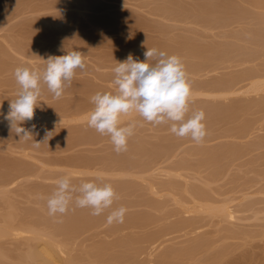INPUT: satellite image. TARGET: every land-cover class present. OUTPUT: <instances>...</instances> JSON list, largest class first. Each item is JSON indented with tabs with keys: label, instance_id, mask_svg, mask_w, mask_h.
<instances>
[{
	"label": "rangeland",
	"instance_id": "obj_1",
	"mask_svg": "<svg viewBox=\"0 0 264 264\" xmlns=\"http://www.w3.org/2000/svg\"><path fill=\"white\" fill-rule=\"evenodd\" d=\"M0 18V27L5 24L0 29V107L9 108L10 100L16 98L19 85L14 71L17 67L43 69L49 55H64L71 50L85 53L86 64L84 70H76L71 86L65 88L61 98L55 99L46 86H42L35 112H43L53 119L51 122L50 118L48 122H45L47 119L37 121V124L33 120L24 123V127L38 126L36 130L41 133L34 135L35 141L44 140L46 129L53 132L39 148L33 147L31 140H19L14 130L15 139H11V130L6 136L9 122L0 115V130L6 132L0 134V183L7 182L5 178L15 175L14 171L16 175L19 173L18 177H11L15 179L11 185H7L11 181L0 184V225L3 215L10 213L14 224L33 226L40 235H45L38 239L28 238V235L1 237L0 264H29L27 259L25 263H17L21 258L19 255L29 246L43 242L51 233L66 244L67 254L63 258L68 257L75 264H158L163 253L169 255L165 259L168 264H264L263 92L223 97L193 95L188 115L201 109L205 112L207 134L200 143L189 137L175 136L170 132V124L153 126L138 114L131 113L122 117L121 123L136 120L135 134L128 141L127 151L117 153L110 138L90 128L87 118L77 119L78 122L74 119V116L92 110L90 97L96 92L115 91L112 81L117 62L126 60L129 53L144 61L143 53L147 48L179 56L194 87L192 91L208 90L207 87L218 85V80L226 83L232 79L228 76L233 75L246 84L241 77L248 73L247 67L252 75L254 72L262 76L264 0H0ZM11 44L13 47L8 46ZM14 47H19L23 56ZM237 98L241 102L245 100L243 107ZM0 109L3 111L2 107ZM255 142L259 143L258 147ZM14 143L17 146H13ZM78 168L85 171L71 173ZM64 175L70 176L76 186L90 180L98 184L110 183L117 194L112 208L125 207L124 219L129 218V221L109 224L107 216L111 208L105 210L103 216H93L91 209L77 208L74 202L66 214L49 215L47 197L54 190L55 181ZM151 178L155 186L162 187V182H173L175 186L169 191L167 187L161 190L157 185L159 192L154 190L157 193H153L149 186ZM190 190H199L203 194L206 191L203 199L207 195L217 206L228 204L234 210V218L227 219L202 209L198 212L195 209H200V203L211 202L206 199V203L201 198L202 201L194 206ZM191 204L194 207L189 210ZM198 214L200 217H196ZM171 227L177 230L171 231ZM188 247L191 249L189 254L171 253Z\"/></svg>",
	"mask_w": 264,
	"mask_h": 264
},
{
	"label": "clouds",
	"instance_id": "obj_2",
	"mask_svg": "<svg viewBox=\"0 0 264 264\" xmlns=\"http://www.w3.org/2000/svg\"><path fill=\"white\" fill-rule=\"evenodd\" d=\"M143 55L144 61L129 53L126 60L117 62L113 69L115 91H98L90 97L93 108L88 113V126L108 136L117 153L127 151L128 141L135 134L136 120L121 123V118L131 113L153 126L170 124V132L175 136L189 137L200 143L207 134L205 112L201 109L188 115L192 88L182 59L157 48H147ZM44 62L43 69L25 66L15 69L19 90L16 98L10 100L7 114L0 113L19 140H31L35 148L53 136V132L45 130L44 140L35 141L34 135H39L36 125L22 126L34 119L42 86L59 99L65 88L71 86L76 70L86 68L85 53L79 50L49 55ZM55 185L46 201L49 215L66 214L74 202L77 208L91 209L93 216H100L111 208L107 223L123 222L127 209L123 206L112 208L117 194L110 183L98 184L90 180L76 186L70 176L64 175Z\"/></svg>",
	"mask_w": 264,
	"mask_h": 264
},
{
	"label": "bare ground",
	"instance_id": "obj_3",
	"mask_svg": "<svg viewBox=\"0 0 264 264\" xmlns=\"http://www.w3.org/2000/svg\"><path fill=\"white\" fill-rule=\"evenodd\" d=\"M244 1V0H243ZM249 3V2H248ZM252 3V2H251ZM257 4H258V1H257ZM260 4V3H259ZM249 5H250V3H249ZM251 6V5H250ZM254 8H256L255 6H254ZM110 18V17H109ZM115 18V17H114ZM1 19V18H0ZM111 20H112V18H110ZM2 20V19H1ZM111 20H109V21H111ZM115 20H116V18H115ZM113 21L114 20H112V23H113ZM118 21H122V20H118ZM2 23V22H1ZM5 23V22H4ZM208 24H210V22L208 23ZM212 24V23H211ZM217 24V23H216ZM1 25V24H0ZM4 25L5 24H3V27H0V29L1 28H4ZM208 28V27H207ZM2 30V29H1ZM256 33V32H255ZM2 35L0 34V37H1ZM215 36V35H214ZM259 36V35H258ZM4 38V37H3ZM4 40V39H3ZM243 41V40H242ZM257 41H259V40H257ZM4 42H6V41H4ZM248 42V41H247ZM246 42V43H247ZM8 43V42H7ZM6 43V44H7ZM256 43V42H255ZM257 45V44H256ZM260 45V44H259ZM9 47L10 46H12V44L11 45H8ZM15 46H18V45H16L15 44ZM13 47V46H12ZM261 47V46H260ZM15 48V47H14ZM216 49H217V47H215ZM15 49H17L16 51H18V49H19V47L17 48H15ZM11 50H13V49H11ZM220 50V49H219ZM223 50V49H222ZM20 51V50H19ZM18 51V52H19ZM64 51V50H63ZM224 52V51H223ZM19 53H21V52H19ZM18 54V53H17ZM20 55H22L23 56V54L21 53ZM214 55H216V54H214ZM40 57V56H39ZM42 57V56H41ZM40 57V58H41ZM214 57V56H213ZM217 57V56H216ZM28 58H30V57H28ZM36 58V57H35ZM219 58V57H218ZM218 58H216V59H218ZM222 58V57H221ZM225 58V57H224ZM17 59V58H16ZM17 60H19V59H17ZM21 60V59H20ZM88 60V59H87ZM255 60V59H254ZM215 61V60H214ZM19 62V61H18ZM215 63V62H214ZM217 63V62H216ZM242 63H245V62H242ZM263 63V62H262ZM210 64V63H209ZM192 65V64H191ZM239 65V64H238ZM244 65V64H243ZM242 65V66H243ZM257 65H258V63H257ZM264 65V64H263ZM193 66V65H192ZM250 66V65H249ZM187 67V66H186ZM217 67V66H216ZM237 67V66H236ZM35 68V67H34ZM211 68V67H210ZM258 68V67H257ZM39 69V68H38ZM42 69V68H41ZM188 69V68H187ZM213 69V68H212ZM243 69V68H242ZM247 69H248V73L246 74V76L244 75V77H241L242 78V82H245V80L247 81V83L246 84H244V83H240L241 81L238 79V78H234V75L233 76H228V77H230V79H231V77H232V79H235V80H228V82H226V83H224L223 81L221 82L220 80H218L219 81V84L217 85H215L214 84V86H209V87H207L208 88V90L207 89H200V90H198V91H192V97H193V95H194V97H195V95L197 94L198 96L199 95H205V96H208V97H215V96H227V95H235V94H237V93H242V92H252V93H257V92H263L264 93V73H263V75L262 76H259V73H256V74H258L257 76H255L254 77V75H256L254 72H253V75H252V73L251 72H249V68L247 67ZM191 70V69H190ZM190 70H188V71H190ZM197 70V69H196ZM214 70H216L215 68H214ZM231 70V69H230ZM244 70V69H243ZM245 70H246V67H245ZM251 70V69H250ZM253 70V69H252ZM251 70V71H252ZM257 70V69H256ZM261 70V69H260ZM235 71V70H234ZM247 71V70H246ZM255 71V70H254ZM264 71V70H263ZM192 72L193 71H191V74H192ZM196 72V71H195ZM258 72V71H257ZM194 73V72H193ZM225 73V72H224ZM223 73V74H224ZM79 74V73H78ZM262 74V73H261ZM260 74V75H261ZM194 75V74H193ZM197 75V74H196ZM227 75H229V74H227ZM226 75V76H227ZM222 76V75H221ZM224 76V75H223ZM254 77V78H256V79H252L251 77ZM226 79H227V77H225ZM224 78V79H225ZM251 78V79H250ZM236 79H238V80H236ZM247 79H249V80H247ZM217 80V79H216ZM198 81V80H197ZM249 81V82H248ZM113 82V81H112ZM196 82V81H195ZM72 83V82H71ZM218 83V82H217ZM221 83H223V84H221ZM109 84V83H108ZM110 85V84H109ZM193 85H194V83H193ZM198 85H200V84H198ZM104 86V85H103ZM113 86V85H112ZM195 87H196V85H194ZM201 86V85H200ZM70 87V86H69ZM198 87V86H197ZM196 87V88H197ZM110 88V87H109ZM191 88H194V87H192V85H191ZM201 88V87H200ZM67 89H69L68 87H67ZM112 89H114V88H112ZM198 89H199V87H198ZM114 92V91H113ZM242 95V94H241ZM245 95V94H244ZM260 95V94H259ZM262 96V95H261ZM260 97V96H259ZM249 98V97H248ZM263 98H264V95H263ZM4 99V98H3ZM14 99V98H13ZM260 99V98H259ZM229 100H231V99H229ZM238 100H240L239 98H237V101ZM243 100V99H242ZM249 100V99H248ZM250 100H252V99H250ZM8 101V100H7ZM228 101V100H227ZM234 101V100H233ZM261 101V100H260ZM1 102H2V100H1ZM4 103L6 102V99L3 101ZM236 102V101H235ZM240 102H241V100H240ZM242 102H245V100H243ZM241 102V104H242V107H243V103ZM62 103V102H61ZM206 103V102H205ZM217 103H219V104H221L220 102H217ZM238 103V102H237ZM236 103V104H237ZM261 103H263V102H261ZM53 104V103H52ZM224 104V103H223ZM230 104H233L232 102L230 103ZM255 104H257V103H255ZM260 104V103H259ZM264 104V103H263ZM263 104H261L262 106H263ZM6 105V104H5ZM51 105V104H50ZM58 106H59V104H57ZM56 105V106H57ZM63 105V104H62ZM234 105H235V103H234ZM238 105V104H237ZM261 105H257L258 107H260ZM46 106V108H47V106H48V104L47 105H45ZM65 106H66V104H65ZM89 106H90V104H89ZM227 106V105H226ZM252 106H253V103H252ZM256 106V105H255ZM256 106V107H257ZM2 108H3V111H2V113H4V111H7L8 112V110H9V108H6V107H4V105H2L1 106ZM0 107V108H1ZM8 107V106H7ZM63 107V106H62ZM67 107V106H66ZM92 107V106H91ZM218 107V106H217ZM65 108V107H64ZM63 108V109H64ZM212 108V107H211ZM232 109H233V107H231ZM230 108V109H231ZM5 109V110H4ZM37 109V108H36ZM63 109H59L60 111L61 110H63ZM85 109V108H84ZM228 109V108H227ZM257 109V108H256ZM41 110H43V109H41ZM45 110V109H44ZM58 110V109H57ZM72 110H73V108H72ZM72 110H71V112H72ZM80 110V109H79ZM257 110H259V108L257 109ZM50 111H52L51 109H50ZM49 111V112H50ZM64 111V110H63ZM68 110H66V112H67ZM75 111V110H74ZM85 111V110H84ZM264 111V110H263ZM37 112V111H36ZM35 112V113H36ZM45 112H47V110L45 111ZM55 112H56V110H55ZM62 112V111H61ZM69 112H70V109H69ZM77 112V111H76ZM90 112V111H89ZM258 112V111H257ZM48 113V112H47ZM53 113V112H52ZM52 113H50V114H52ZM58 113V112H57ZM60 113V112H59ZM64 113V112H63ZM73 113V112H72ZM86 113V114H85ZM262 113V112H261ZM5 114V113H4ZM7 114V113H6ZM55 114V113H54ZM62 114V113H61ZM84 115H82V113H80V115L82 116V117H80V115L78 116V115H76V116H74V119H81V120H84L83 118H87L88 117V110H87V112H84L83 113ZM57 115V114H56ZM60 115V114H59ZM49 115H43V112L40 114H38V113H36L35 114V116H34V119H33V121H35V123L38 121V122H42L43 120H46L45 122H48V120H49V118L50 117H48ZM52 116H54L53 114H52ZM66 116V115H65ZM65 116H62V118H65ZM68 116V115H67ZM55 117V116H54ZM57 117H61V116H57ZM77 117V118H76ZM56 118V117H55ZM54 118V119H55ZM61 118V119H62ZM69 118V117H68ZM53 119V118H52ZM52 119L50 118V122L52 121ZM66 119V118H65ZM70 119V118H69ZM73 118H71L70 120H74ZM67 120V119H66ZM76 120H74L75 122H76ZM4 121V120H3ZM55 121V123H56V119L54 120ZM59 121H61L60 119H59ZM65 121V120H64ZM63 121V122H64ZM73 121V122H74ZM256 121H257V118H256ZM255 121V122H256ZM5 122V121H4ZM29 122V121H28ZM37 122V123H38ZM68 122V121H67ZM71 122V121H70ZM69 122V123H70ZM77 122H78V120H77ZM82 122V121H81ZM252 122V121H251ZM260 122V121H259ZM36 123V124H37ZM9 124V123H8ZM7 124V125H8ZM68 124V123H67ZM249 124V123H248ZM253 124H255V123H253ZM257 124V123H256ZM28 125V124H27ZM27 125H25V126H27ZM30 125V124H29ZM2 126V125H1ZM0 126V127H1ZM23 127H24V124L22 125ZM37 126V125H36ZM42 126H43V124H42ZM76 126V125H75ZM250 126V125H249ZM253 126V125H252ZM38 127V126H37ZM37 127H36V129H37ZM40 127V126H39ZM246 127H247V125H246ZM257 127V126H256ZM2 128H4V127H2ZM1 128V129H2ZM42 128V127H41ZM41 128L39 129L40 131H41ZM68 128V127H67ZM74 128V127H73ZM89 128V127H88ZM243 128V127H242ZM258 128V127H257ZM257 128H256V130H257ZM4 129H6V128H4ZM45 129V128H44ZM250 129H252V128H250ZM255 129V128H254ZM3 130V129H2ZM2 130H0V132L2 131ZM8 131H7V135L6 136H8L9 134H8V132H10V128L9 129H7ZM38 130V129H37ZM36 130V131H37ZM47 130V129H46ZM48 130H49V128H48ZM78 130V129H77ZM255 130V131H256ZM260 131H261V129H260ZM2 132H5V130L4 131H2ZM2 132L0 133V134H2ZM38 132V131H37ZM52 132V131H51ZM76 132V131H75ZM249 132V131H248ZM251 132H252V130H251ZM250 132V133H251ZM254 132V131H253ZM6 133V132H5ZM5 133H3V134H5ZM13 133V131L11 132V134ZM15 133V132H14ZM12 134V138L11 139H15V137H14V135L15 134ZM38 133H41V132H38ZM79 134V133H78ZM82 134H83V132H82ZM89 134H91L90 132H89ZM88 134V135H89ZM259 134V133H258ZM261 134V133H260ZM41 135V134H40ZM16 137H19V136H17V135H15ZM90 136H92V134L90 135ZM248 136V135H247ZM3 137V136H2ZM77 137V136H76ZM81 137V136H80ZM84 138V137H83ZM87 139H90L89 137H86ZM5 139V138H4ZM38 139V138H37ZM86 139V141L88 142V140ZM262 139H263V137H262ZM2 140H3V138H2ZM10 140V139H9ZM79 140V139H78ZM6 141H8V139L6 138L5 139V142ZM15 141H17V140H15ZM14 141V142H15ZM19 141V140H18ZM26 142V141H25ZM12 143V142H11ZM258 143V142H257ZM256 142H255V144L254 145H256L257 144ZM264 144V143H263ZM9 145V144H8ZM13 146L15 145V143L14 144H12ZM11 145V146H12ZM21 145V144H20ZM258 145H259V143L257 144V147H258ZM15 146H17V144L15 145ZM18 146H19V144H18ZM22 146V149L24 148L23 147V145H21ZM201 146V145H200ZM1 147V146H0ZM10 147V146H9ZM183 147V146H182ZM28 148V147H27ZM170 148H172V147H170ZM175 148V147H174ZM204 148H206V147H204ZM7 149V148H6ZM163 149H165V148H163ZM188 149V148H187ZM191 149V148H190ZM226 149V148H225ZM236 149V148H235ZM5 150V149H4ZM172 150H173V148H172ZM189 150V149H188ZM233 150V149H232ZM9 151V150H8ZM21 151V150H20ZM23 151V150H22ZM182 151V150H181ZM229 151V150H228ZM10 152V151H9ZM14 152V151H13ZM28 152V151H27ZM173 152V151H172ZM180 152V151H179ZM16 153H17V151H16ZM174 153V152H173ZM183 153V152H182ZM189 153V152H188ZM187 153V154H188ZM206 153V152H205ZM234 153V152H233ZM23 154V153H22ZM180 153H178V155H179ZM206 154H208V153H206ZM24 155V154H23ZM31 155V154H30ZM170 155V154H169ZM171 156H172V154H171ZM185 156H187V155H185ZM208 156H210V154L208 155ZM213 156V155H212ZM32 157V156H31ZM184 156H182V158H183ZM168 158V157H167ZM173 158H174V156H173ZM185 158V157H184ZM32 159V158H31ZM179 159V158H178ZM188 159V158H187ZM39 160V159H38ZM37 160V161H38ZM167 160V159H166ZM177 160V159H176ZM186 160V159H185ZM169 161V160H168ZM173 161V160H172ZM175 161V160H174ZM187 162H188V160H186ZM185 161V162H186ZM41 163V162H40ZM39 163V164H40ZM78 163V162H77ZM151 163V162H150ZM60 165V164H59ZM68 165V164H67ZM119 165V164H118ZM148 165H150V164H147V167L148 168H150ZM172 165V164H171ZM190 165V164H189ZM82 166V165H81ZM121 166V165H120ZM151 166V165H150ZM155 166V165H154ZM185 166V165H184ZM183 166V167H184ZM187 166H188V164H187ZM62 167V166H61ZM77 167H79V166H77ZM86 167V166H85ZM116 167V166H115ZM147 167H146V169L145 168H143V169H145V170H147ZM181 167V166H180ZM191 167V166H190ZM189 167V168H190ZM18 170H19V168L18 167H16ZM109 168V167H108ZM112 168V167H111ZM158 168V167H157ZM156 168V169H157ZM173 168V167H172ZM172 168H170V169H172ZM178 168H179V165H178ZM14 169V168H13ZM66 169V168H65ZM83 169V168H82ZM105 169V168H104ZM107 169V168H106ZM116 169V168H115ZM114 169V170H115ZM120 169V168H119ZM118 169V170H119ZM124 169V168H123ZM122 169V171H124ZM131 169V168H130ZM165 169V168H164ZM169 169V168H168ZM191 169V168H190ZM23 170V169H22ZM87 170V169H86ZM113 170V171H114ZM129 170V169H128ZM155 170V169H154ZM163 170V169H162ZM167 170V169H166ZM173 170V169H172ZM182 171H183V169H181ZM186 170H188V169H186ZM11 171V170H10ZM10 171L8 172V173H10ZM85 170H83V171H81V170H79V168H78V170L77 169H74V170H71V173L72 174H80V173H83ZM96 171V170H95ZM102 171V170H101ZM112 171V172H113ZM117 171V170H116ZM120 171V170H119ZM130 171V170H129ZM133 171V170H132ZM132 171H131V173H132ZM148 171V170H147ZM153 171V170H152ZM159 171V170H158ZM170 171V170H169ZM175 171H177V170H175ZM174 171V172H175ZM213 171H215V170H213ZM19 172V171H18ZM23 172H24V170H23ZM88 172H89V170H88ZM103 172V171H102ZM115 172V171H114ZM125 172V171H124ZM128 172V171H127ZM126 172V173H127ZM149 172V171H148ZM148 172H146V174L148 173ZM163 172V171H162ZM178 172V171H177ZM14 173H15V175H16V172L14 171ZM85 173H87V171L85 172ZM97 173V172H96ZM100 173V172H99ZM104 173V172H103ZM108 173H109V170H108ZM152 173V172H151ZM154 173V172H153ZM176 173V172H175ZM184 173V172H183ZM11 174H12V171H11ZM10 174V175H11ZM18 174L19 173H17V177H18ZM21 174H24V173H21ZM65 174V173H64ZM102 174V173H101ZM100 174V175H101ZM165 174V173H164ZM211 174V173H210ZM209 174V175H210ZM214 174V173H213ZM217 174H218V172H217ZM220 174V173H219ZM14 175V174H13ZM12 175V176H13ZM14 175V176H15ZM25 175H26V173H25ZM104 175H106V173H104ZM136 175H138V174H136ZM161 175V174H160ZM216 175V174H215ZM6 175H4L3 176V178L5 177ZM9 175H7V177H8ZM11 176V177H12ZM13 176V177H14ZM109 176V175H108ZM119 176H120V174H119ZM130 176H132L131 174H130ZM133 176H135V175H133ZM132 176V177H133ZM217 176H219V175H217ZM10 176L8 177V178H5V179H8V181H11V182H9L7 185H9L10 183H12L15 179H13V178H11ZM75 177H76V175H75ZM90 177V176H89ZM129 177V176H128ZM141 177V176H140ZM146 177V176H145ZM151 177V176H150ZM153 177H154V175H153ZM210 177H211V175H210ZM213 177V176H212ZM211 177V178H212ZM216 177V176H215ZM87 178V177H86ZM85 178V179H86ZM148 179H149V177H147ZM160 178V177H159ZM178 178V177H177ZM188 178V177H187ZM218 178V177H217ZM13 179V180H12ZM17 179V178H16ZM81 179V178H80ZM140 179V178H139ZM155 179V178H154ZM153 179V180H154ZM162 179V178H161ZM213 179V178H212ZM215 179V178H214ZM213 179V180H214ZM1 180H3L2 178H1ZM125 180V179H124ZM141 180H142V178H141ZM184 180V179H183ZM188 180V179H187ZM204 180V179H203ZM211 180V179H210ZM217 180V179H216ZM7 181V182H8ZM17 182H18V180H16ZM147 181V180H146ZM150 181V180H149ZM204 181H206V180H204ZM3 182V181H2ZM6 181H4L3 183H5ZM6 182V183H7ZM151 182H152V178H151ZM190 182V181H189ZM188 182V183H189ZM201 182V181H200ZM203 182V181H202ZM3 183H0V184H3ZM15 183V182H14ZM13 183V184H14ZM154 183H157V182H154ZM183 183V182H182ZM213 183V182H212ZM152 184H153V182H152ZM149 185V186H151V191L153 192V193H157V192H159V188H161V190L162 189H164V187H167V189L169 190V191H171L170 189L173 187V182H166V183H164L163 184V182H162V187H161V185L159 186L158 184V186H159V188L157 189L156 188V186L153 184V185ZM160 184H161V182H160ZM191 184V183H190ZM199 184V183H198ZM11 185V184H10ZM194 185V184H193ZM175 186V185H174ZM190 186V185H189ZM188 186V187H189ZM202 186V185H201ZM207 186H209V185H207ZM0 187H1V185H0ZM11 187V186H10ZM126 187H127V185H126ZM179 187V186H178ZM182 187H184V186H182ZM170 188V189H169ZM212 188V187H211ZM183 189V188H182ZM200 189V188H199ZM213 189V188H212ZM150 190V189H149ZM154 190L156 191V190H158L157 192H154ZM160 190V191H161ZM172 190H173V188H172ZM180 190V189H179ZM201 190V189H200ZM214 190V189H213ZM233 190V189H232ZM165 191H167V190H165ZM199 191V190H198ZM194 191L193 190V192L190 190V192H192V193H190L191 195V199H192V202H193V204H194V206H195V204L196 205H198L200 202L199 201H202V199H203V197H205V192H204V194L202 193V191ZM149 192V191H148ZM164 192V191H163ZM177 192H178V190H177ZM180 192H181V190H180ZM198 192V193H197ZM201 192V193H200ZM237 192V191H236ZM246 192V191H245ZM153 193H152V195H153ZM161 193V196H162V192H160ZM165 193V192H164ZM216 193V192H215ZM234 193V192H233ZM210 194V193H209ZM211 194H213L212 192H211ZM170 195V194H169ZM172 195V194H171ZM174 195V194H173ZM244 195V194H243ZM246 195V194H245ZM160 196V197H161ZM155 197V196H154ZM187 197H188V195H187ZM208 196L206 195V199L208 200V198H207ZM217 197V196H216ZM215 197V198H216ZM219 197V196H218ZM180 198V197H179ZM185 198V197H184ZM202 198V199H201ZM223 198V197H222ZM230 198V197H229ZM244 198V197H243ZM186 199V198H185ZM201 199V200H200ZM206 199L204 200L205 202H206ZM210 199V198H209ZM218 199V198H217ZM221 199V198H220ZM220 199H219V201H220ZM182 200V199H181ZM211 200V199H210ZM231 200V199H230ZM203 201V202H204ZM209 201V200H208ZM221 201H223V200H221ZM226 201V200H225ZM188 202V201H187ZM209 202H211V203H207V204H202V203H200L198 206H199V208L200 209H195V210H197L198 212H201V211H199V210H206V211H208V212H210V213H215V215H216V213L218 214V215H222L223 217H227V219L228 218H234V210H232L231 209V207L230 206H228V204L227 205H225V204H223V205H219V206H217L216 204L217 203H214L213 204V201H209ZM233 202V201H232ZM239 202V201H238ZM184 204H186L185 202H183ZM222 203V202H221ZM220 203V204H221ZM236 203V202H235ZM178 204V203H177ZM190 204V203H189ZM177 206V205H176ZM187 206H188V204H187ZM194 206H192V204L191 205H189V207L190 208H188L189 210L192 208V207H194ZM193 209V208H192ZM194 210V211H195ZM186 211H187V208H186ZM184 212V211H183ZM188 212V211H187ZM190 212V211H189ZM203 212V211H202ZM105 213V212H104ZM186 213V212H185ZM192 213V212H191ZM180 214V213H179ZM199 215V214H198ZM198 215H196V217H200V215L198 216ZM101 216H103V215H101ZM105 216V215H104ZM107 216V215H106ZM187 216H189V215H187ZM193 216V215H192ZM207 216V215H206ZM203 217V216H202ZM204 217H205V214H204ZM219 217V216H218ZM11 214L10 213H5V215H3V221H1L2 223H1V225H0V238L1 237H3V236H22V235H28L29 237L28 238H33V239H38V238H40L42 235H40L41 233H39L38 231H37V229H34V228H32L31 226H29V225H27V224H24V223H22V224H20V223H18V224H14L13 223V220L11 221ZM127 219V218H126ZM129 219V218H128ZM126 220V221H129V220ZM124 221H125V219H123ZM179 220H181V219H179ZM179 220L177 221V222H179ZM190 220V219H189ZM220 220V219H219ZM125 221V222H126ZM182 221V220H181ZM180 221V223H182ZM188 221V220H187ZM191 221V220H190ZM174 224V223H173ZM172 224V225H173ZM183 224H185V222L183 223ZM191 224V223H190ZM179 225V224H178ZM181 225V224H180ZM187 225H189V223L187 224ZM187 225H186V227H187ZM175 227H177V226H175ZM174 227V228H175ZM180 227V226H179ZM179 227H177L178 229H179ZM192 227V226H191ZM37 228V227H36ZM172 228V227H171ZM181 228V227H180ZM61 229V228H60ZM169 229V228H168ZM182 229V228H181ZM190 229V228H189ZM56 230V229H55ZM172 230H177V229H171V231ZM224 230V229H223ZM61 231H62V229H61ZM164 231V230H163ZM163 231H161L162 232V234H163ZM166 231H168L167 229L165 230V232ZM169 231H170V229H169ZM228 231V230H227ZM226 232V231H225ZM230 232H231V230H230ZM234 232V231H233ZM55 233H57V232H55ZM64 233V232H63ZM226 233H228V232H226ZM235 233V232H234ZM44 234H45V232H44ZM58 234V233H57ZM56 234V235H57ZM60 234V233H59ZM159 234V233H158ZM158 234H157V236H158ZM231 234V233H230ZM49 235V234H48ZM47 235V236H48ZM54 235V234H53ZM61 235V234H60ZM59 235V236H60ZM153 235V234H152ZM152 235H150L151 236V238L153 237V238H156L155 236H152ZM155 235V234H154ZM160 235V234H159ZM166 235V234H165ZM184 235V234H183ZM50 236V235H49ZM55 236V235H54ZM42 237H45V235H43ZM58 237V236H57ZM56 237V238H57ZM55 237H53L52 236V233H51V236L50 237H48V238H46L43 242H39L40 244H35V245H32V246H29L25 251H24V253H22L21 255H19V257L18 258H20V256H21V258H20V261L19 260H17L18 262L17 263H25L24 261H25V259H27L28 261L30 260V262H28L29 264L31 263V264H59L60 262L62 263V264H75L73 261H71V260H69V258L68 257H65V258H63V256H66V244L62 241V240H59V239H56ZM27 239V238H26ZM63 239V238H62ZM157 239V238H156ZM159 239V238H158ZM155 240V239H154ZM154 240H152L151 239V242H153ZM36 241V240H35ZM38 241V240H37ZM167 241V240H166ZM165 241V242H166ZM155 242V241H154ZM160 242V241H159ZM164 242V241H163ZM161 243H162V241H161ZM154 245L156 244V243H153ZM194 244H196V243H194ZM193 244V245H194ZM151 245V244H150ZM159 245H161V244H159ZM153 246V245H152ZM188 246H190L191 247V244L190 245H188ZM157 247V246H156ZM156 247L155 248H153V250L154 249H156ZM162 247V246H161ZM190 247H188V248H184L185 250H187V249H189ZM195 247V246H194ZM183 249V250H184ZM193 249V248H192ZM150 250V249H149ZM182 249H180V248H178L177 250H176V252H171L172 254H174L175 253V255H179V254H182V255H186L185 253H188L189 254V251L191 250V249H189L187 252L184 250H182ZM169 251H172V250H169ZM169 251H167V252H169ZM179 251V252H178ZM153 252V251H152ZM171 253H169V254H171ZM65 254V255H64ZM69 254V253H68ZM149 254V253H148ZM151 254V253H150ZM5 255V254H4ZM181 255V256H182ZM0 256H2V254H0ZM151 256V255H150ZM169 257V255H168V253L167 254H164L163 253V256H162V259L161 260H159L158 261V264H168L167 263V260L165 261V259L166 258H168ZM22 257H23V260H22ZM179 257V256H178ZM153 261V260H152ZM164 261L166 262V263H164Z\"/></svg>",
	"mask_w": 264,
	"mask_h": 264
}]
</instances>
